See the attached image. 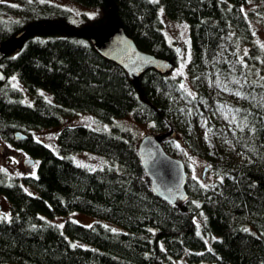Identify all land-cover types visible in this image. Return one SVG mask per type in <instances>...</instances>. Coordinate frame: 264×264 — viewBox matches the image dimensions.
<instances>
[{
	"label": "trees",
	"instance_id": "trees-1",
	"mask_svg": "<svg viewBox=\"0 0 264 264\" xmlns=\"http://www.w3.org/2000/svg\"><path fill=\"white\" fill-rule=\"evenodd\" d=\"M75 1L104 8L99 26L114 7L137 46L170 59L174 67L178 46L167 40L162 14L187 22L192 91L181 78L154 68L132 79L87 38L52 26L7 53L0 60L7 74L0 82V138L38 163L35 175L21 179L0 173V192L12 210L9 219L0 220V264H171L182 255L190 264H264V75L251 70L260 66L261 52L244 10L251 0ZM70 13L49 1H0V41L28 24L70 26L64 21ZM244 43L250 49L242 58ZM11 75L32 102L22 99ZM40 89L51 92L55 103ZM72 111H87L105 122L132 113L136 121L150 122L154 133L172 126L174 134L163 145L185 161L189 199L178 207L153 193L137 157L139 138L127 127L63 125L56 134L62 154L33 137V130L53 127ZM16 130L28 137L16 140ZM80 150L99 153L110 163L77 164L67 154ZM187 152L206 162L211 181L190 174ZM73 210L123 230L102 220L69 219L61 227L40 215Z\"/></svg>",
	"mask_w": 264,
	"mask_h": 264
},
{
	"label": "rangeland",
	"instance_id": "rangeland-1",
	"mask_svg": "<svg viewBox=\"0 0 264 264\" xmlns=\"http://www.w3.org/2000/svg\"><path fill=\"white\" fill-rule=\"evenodd\" d=\"M7 1L12 3H23L24 0H0ZM49 1L59 4L64 8L70 10V14L65 17L64 21L76 29H87L96 25H100V17L104 16L103 7L97 5H84L75 0H41ZM244 10L248 16L250 25L252 27V37L253 44L257 45L261 50L258 57L257 64L260 66H255L251 68L252 72L258 75H264V0H251L248 3H245ZM163 20V32L169 42L173 46H181L180 51L178 52L179 59L177 65L173 67L168 73L173 76H177L182 79V84L184 87L192 91L191 83L188 78L186 71V63L189 56H191V45L189 37L188 24L185 21H178L164 16L162 14ZM250 44L244 43L240 44L239 52L242 58L246 57L249 53ZM263 62V63H262ZM10 80L13 84L18 86L22 90V99L25 102H32L33 96L27 93V88L19 81L16 75H11ZM39 93L42 94L46 99L55 103L53 94L45 89H40ZM72 124H83L90 126L98 130L110 129L112 125H121L131 129L134 132L136 138H140L146 133H149L150 122H139L133 118L132 113H128L124 116L116 117L111 122L100 121L94 114L87 111H72L68 114H65L61 117L59 124L53 127H43L35 129L32 131V135L37 140L44 142L49 146L55 153L62 154L59 149V145L56 140L57 131L63 125H72ZM75 163L84 165L89 168H99L103 167L110 163V160L105 156L92 152L89 150H80L77 152H71L67 154ZM32 157L24 149L17 147L11 142L0 138V173H5L8 175L9 179L11 178H22L25 175H35L36 167L38 160L36 159L32 165L26 166L23 163V160L26 157ZM34 158V157H33ZM186 160L190 167V174L204 182L211 181L214 177L211 173L206 172L205 176L202 177V169L206 165V162L195 156L186 153ZM24 186V185H23ZM27 186V185H26ZM24 188L29 191V189ZM30 187V186H28ZM31 188V187H30ZM30 192V191H29ZM34 192H37V189L34 188ZM33 192V193H34ZM0 220L9 219L12 215L11 203L9 199L0 192ZM41 217L46 221H52L58 225H62L66 220H75L83 224H90L95 220H102L108 226L115 230H123V227L120 224L101 219L95 215L87 214L77 210L70 211L65 214L56 215L55 217L48 216L44 213L40 214ZM198 227L201 228V217H197ZM210 245V242H208ZM205 264H215L209 262H201ZM200 263V264H201ZM12 264V263H10ZM14 264V263H13ZM169 264V263H168ZM171 264H190L186 255H182L180 258L172 259ZM196 264V263H192Z\"/></svg>",
	"mask_w": 264,
	"mask_h": 264
},
{
	"label": "water",
	"instance_id": "water-1",
	"mask_svg": "<svg viewBox=\"0 0 264 264\" xmlns=\"http://www.w3.org/2000/svg\"><path fill=\"white\" fill-rule=\"evenodd\" d=\"M45 26L56 27L70 35L87 38L102 56L119 64L132 79L139 77L148 68L168 73L174 67L170 59L140 49L134 39L126 33L114 7L107 9V20L103 26L76 29L55 22L28 24L10 39L0 41V60L7 53L19 50L30 35ZM177 48L179 52L180 46ZM6 79L7 74L0 68V82ZM173 134L172 126L162 133H146L139 138L136 150L139 163L153 193L170 204L182 207L189 199L186 189L188 178L186 164L184 159L170 154L163 145V141ZM27 137L28 134L22 130L14 132L16 140ZM34 162L35 159L30 156L23 160L26 166ZM206 169L205 166L203 175Z\"/></svg>",
	"mask_w": 264,
	"mask_h": 264
},
{
	"label": "snow or ice",
	"instance_id": "snow-or-ice-1",
	"mask_svg": "<svg viewBox=\"0 0 264 264\" xmlns=\"http://www.w3.org/2000/svg\"><path fill=\"white\" fill-rule=\"evenodd\" d=\"M61 227H63V225H61ZM76 245H73V247H75Z\"/></svg>",
	"mask_w": 264,
	"mask_h": 264
}]
</instances>
